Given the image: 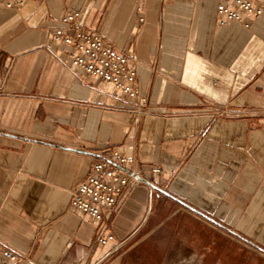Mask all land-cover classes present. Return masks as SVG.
Instances as JSON below:
<instances>
[{"label": "crops", "instance_id": "obj_1", "mask_svg": "<svg viewBox=\"0 0 264 264\" xmlns=\"http://www.w3.org/2000/svg\"><path fill=\"white\" fill-rule=\"evenodd\" d=\"M224 1L0 5L1 241L39 264H264V12L221 23ZM76 9L137 98L70 68L52 30ZM113 150L143 180L95 220L70 194Z\"/></svg>", "mask_w": 264, "mask_h": 264}, {"label": "built area", "instance_id": "obj_2", "mask_svg": "<svg viewBox=\"0 0 264 264\" xmlns=\"http://www.w3.org/2000/svg\"><path fill=\"white\" fill-rule=\"evenodd\" d=\"M24 0H0V5L19 6ZM219 22L241 20L248 14L257 17L264 12V0H225L216 7ZM79 10L65 11L59 26L52 30V38L59 44L71 48L70 68L90 77L99 78L121 94L137 98V73L123 54L105 44L99 34L84 29ZM145 103V98H141ZM133 158L113 150L110 155L96 160L87 176L78 182L69 198L70 206L97 220L104 208H112L117 197L143 180L140 172L129 165ZM114 236L106 234L97 239L98 244L112 241ZM0 264H39L15 247L0 240Z\"/></svg>", "mask_w": 264, "mask_h": 264}]
</instances>
